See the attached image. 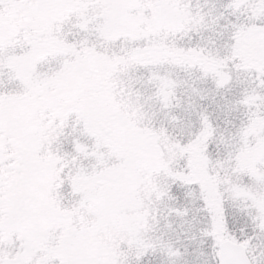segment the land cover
Returning <instances> with one entry per match:
<instances>
[{
  "label": "snow or ice",
  "instance_id": "snow-or-ice-1",
  "mask_svg": "<svg viewBox=\"0 0 264 264\" xmlns=\"http://www.w3.org/2000/svg\"><path fill=\"white\" fill-rule=\"evenodd\" d=\"M0 264H264V0H0Z\"/></svg>",
  "mask_w": 264,
  "mask_h": 264
}]
</instances>
